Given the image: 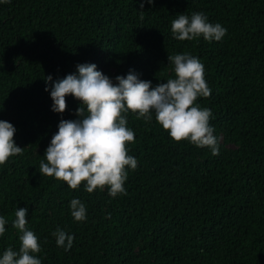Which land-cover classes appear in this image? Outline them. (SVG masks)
Masks as SVG:
<instances>
[{
	"label": "trees",
	"instance_id": "1",
	"mask_svg": "<svg viewBox=\"0 0 264 264\" xmlns=\"http://www.w3.org/2000/svg\"><path fill=\"white\" fill-rule=\"evenodd\" d=\"M196 12L226 35L174 38L172 20ZM183 53L204 65L211 96L197 104L236 149L219 144L213 155L174 141L154 112L150 122L128 112L138 167L127 169L126 195L73 190L40 173L60 121L81 119L72 95L66 111H53L51 85L95 63L114 84L134 72L155 87L174 77L169 55ZM0 120L23 148L0 165V257L19 251L13 221L27 208L42 264H264V0H0ZM74 198L84 221L71 215ZM57 228L74 235L70 250L57 245Z\"/></svg>",
	"mask_w": 264,
	"mask_h": 264
},
{
	"label": "clouds",
	"instance_id": "2",
	"mask_svg": "<svg viewBox=\"0 0 264 264\" xmlns=\"http://www.w3.org/2000/svg\"><path fill=\"white\" fill-rule=\"evenodd\" d=\"M144 2L154 3L155 0H141V8ZM171 32L180 41L202 36L211 42L220 41L227 29L220 23H210L204 13L196 12L191 17L180 14L173 19ZM168 59L174 66V77L155 87L151 81L139 79L134 72L126 77L117 76L118 84H114L97 70L95 63L78 64V75L68 74L51 85L53 111H66V97L72 95L82 102L76 110L81 119L60 121L59 130L45 152L47 162L41 161L39 165L40 173L65 182L73 190L83 183L88 193L107 188L112 197L126 195L127 169L138 167L137 159L128 154V145L135 143V133L127 127L125 114L128 112L137 114L136 118H143L145 122L152 120L154 112L156 121L174 141L187 140L219 155V141L210 125L212 112L197 104L198 98L211 96L204 65L190 53L169 55ZM46 80L51 82L52 76ZM15 132L12 123L0 120V165L12 156L23 154V148L14 140ZM70 209L76 221L86 220V207L78 198L71 200ZM27 215V208L16 210L13 226L22 233L21 246L18 252L11 247L4 251L0 264H42L34 255L42 249L38 236L27 227ZM6 223L0 216V236L5 233ZM52 235L58 246L65 250L72 248L74 235L60 228Z\"/></svg>",
	"mask_w": 264,
	"mask_h": 264
},
{
	"label": "rangeland",
	"instance_id": "3",
	"mask_svg": "<svg viewBox=\"0 0 264 264\" xmlns=\"http://www.w3.org/2000/svg\"><path fill=\"white\" fill-rule=\"evenodd\" d=\"M214 136H216L217 140L219 141V144L222 145L224 148H226L229 151H233L234 149H236V144H234L231 141H227L226 140V135L224 131H216L214 130Z\"/></svg>",
	"mask_w": 264,
	"mask_h": 264
}]
</instances>
